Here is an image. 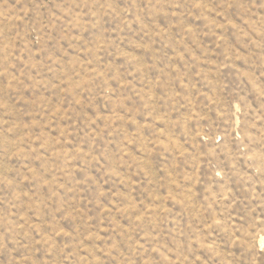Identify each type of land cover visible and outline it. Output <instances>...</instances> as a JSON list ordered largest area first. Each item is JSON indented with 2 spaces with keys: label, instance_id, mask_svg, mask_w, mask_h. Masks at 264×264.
Wrapping results in <instances>:
<instances>
[{
  "label": "rangeland",
  "instance_id": "rangeland-1",
  "mask_svg": "<svg viewBox=\"0 0 264 264\" xmlns=\"http://www.w3.org/2000/svg\"><path fill=\"white\" fill-rule=\"evenodd\" d=\"M0 264H264V0H0Z\"/></svg>",
  "mask_w": 264,
  "mask_h": 264
}]
</instances>
